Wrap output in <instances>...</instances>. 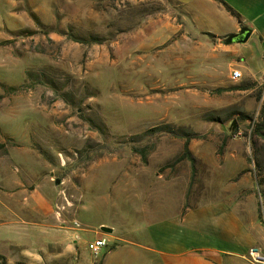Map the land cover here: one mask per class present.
Segmentation results:
<instances>
[{
  "label": "rangeland",
  "instance_id": "obj_1",
  "mask_svg": "<svg viewBox=\"0 0 264 264\" xmlns=\"http://www.w3.org/2000/svg\"><path fill=\"white\" fill-rule=\"evenodd\" d=\"M178 13L174 0H0V198L46 196L85 264L249 177L264 218V137L251 135L264 77L216 89L178 43ZM99 224L112 233L96 258ZM33 229L0 226V264H65Z\"/></svg>",
  "mask_w": 264,
  "mask_h": 264
},
{
  "label": "crops",
  "instance_id": "obj_2",
  "mask_svg": "<svg viewBox=\"0 0 264 264\" xmlns=\"http://www.w3.org/2000/svg\"><path fill=\"white\" fill-rule=\"evenodd\" d=\"M174 2L179 9L178 43L192 42L193 51L205 58L206 66L200 69H208L210 84L224 91L235 86L237 81L230 77L233 67L241 71L242 77L262 84L264 0ZM189 21L191 24L187 25ZM243 28L250 30L246 43H224L226 38ZM250 180V177L246 179L247 183L238 189L220 192L222 196L199 198L178 215L155 219L149 225L146 244L120 242L103 255L99 264H251L247 260L250 248L264 253V218L257 207L254 183ZM9 182L7 180L5 186ZM14 194L0 198V226L34 225V235L53 237L47 245H38L40 255L44 252L42 248L49 246L53 250V261L85 264L83 259H76L79 255L75 240L78 235L63 231L64 228L59 226L63 220L55 216L46 196L42 193L34 196L35 190L27 193L24 189ZM13 198H25L26 201L16 199L19 202H14ZM42 226L47 228L42 229L43 234L40 233ZM26 229L23 232L29 231ZM94 235L97 240L110 234L95 232Z\"/></svg>",
  "mask_w": 264,
  "mask_h": 264
},
{
  "label": "built area",
  "instance_id": "obj_3",
  "mask_svg": "<svg viewBox=\"0 0 264 264\" xmlns=\"http://www.w3.org/2000/svg\"><path fill=\"white\" fill-rule=\"evenodd\" d=\"M233 81H239L242 79V73L239 70L231 71L230 75ZM58 209V206H56ZM73 225L75 227H79L77 222H74ZM107 242L104 238L94 240L92 243L88 244V249L93 257H97L100 254L102 248L106 247ZM247 260L251 264H264V253H261L256 248H250L247 253Z\"/></svg>",
  "mask_w": 264,
  "mask_h": 264
},
{
  "label": "trees",
  "instance_id": "obj_4",
  "mask_svg": "<svg viewBox=\"0 0 264 264\" xmlns=\"http://www.w3.org/2000/svg\"><path fill=\"white\" fill-rule=\"evenodd\" d=\"M161 132L164 133H168L171 135H175L174 131H172L171 129H169L167 126L164 127H160ZM251 135H260L262 137H264V100H262L261 102V106L259 109V113L257 115L256 120L254 121L253 125H252V129H251ZM185 139V145H184V149H185V157H189L190 161L193 162V159L190 156V153L188 151V147L187 144L188 142L195 138L192 135H185L183 137ZM3 260V257H0ZM2 264H5L4 261Z\"/></svg>",
  "mask_w": 264,
  "mask_h": 264
},
{
  "label": "water",
  "instance_id": "obj_5",
  "mask_svg": "<svg viewBox=\"0 0 264 264\" xmlns=\"http://www.w3.org/2000/svg\"><path fill=\"white\" fill-rule=\"evenodd\" d=\"M249 36H250V30H248L246 28H243V29H241V31L239 33H237L235 35H231L230 37L226 38L224 40V43L225 44H233V43H235V44H244L248 40ZM229 130H232V125L229 128ZM55 184L58 185L59 184V180H56ZM101 231L103 233H106V234H111L112 233L111 229L104 228V227L101 228Z\"/></svg>",
  "mask_w": 264,
  "mask_h": 264
}]
</instances>
